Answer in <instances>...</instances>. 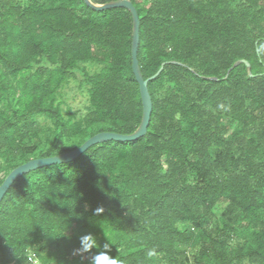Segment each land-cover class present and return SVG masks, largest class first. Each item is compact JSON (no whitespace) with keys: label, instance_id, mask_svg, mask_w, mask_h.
<instances>
[{"label":"trees","instance_id":"obj_1","mask_svg":"<svg viewBox=\"0 0 264 264\" xmlns=\"http://www.w3.org/2000/svg\"><path fill=\"white\" fill-rule=\"evenodd\" d=\"M132 2L144 78L169 62L148 83L147 134L17 178L0 264H264V0ZM132 38L123 7L0 0V185L31 159L138 128ZM74 82L83 116L65 97Z\"/></svg>","mask_w":264,"mask_h":264},{"label":"water","instance_id":"obj_2","mask_svg":"<svg viewBox=\"0 0 264 264\" xmlns=\"http://www.w3.org/2000/svg\"><path fill=\"white\" fill-rule=\"evenodd\" d=\"M85 2L95 10H105L114 7H123L129 10L132 14V18H133L132 69L135 78L139 84L141 98H142V105H143V115L140 125L133 133L130 134H122L113 131H102L90 137L82 145L71 151L54 156L34 158L27 161L24 164L19 165L7 175L3 183L0 185V203L4 198V196L6 195L7 191L14 183V181L20 176L29 173L30 171L48 165L71 162L77 159L90 147L105 141H111V140L135 141L139 138L144 137L148 132V127L150 124L152 110H153V101L148 88V83L149 81L155 79L158 75H160L164 69V66L169 62H164L160 67V69L153 76L149 78H144L138 59V52L140 45V16L132 0H113L106 3H95L92 0H85ZM171 62L177 63L176 61H171ZM240 62L245 63L248 66V68H250V63L248 61L242 59L238 63Z\"/></svg>","mask_w":264,"mask_h":264},{"label":"rangeland","instance_id":"obj_3","mask_svg":"<svg viewBox=\"0 0 264 264\" xmlns=\"http://www.w3.org/2000/svg\"><path fill=\"white\" fill-rule=\"evenodd\" d=\"M76 83L77 82H74L73 85L71 83L65 97L68 99L69 104L74 108V110L79 111L77 114L83 116L86 114L87 106L89 104L88 95L85 90H81ZM100 246L101 248L103 247L102 245Z\"/></svg>","mask_w":264,"mask_h":264},{"label":"clouds","instance_id":"obj_4","mask_svg":"<svg viewBox=\"0 0 264 264\" xmlns=\"http://www.w3.org/2000/svg\"><path fill=\"white\" fill-rule=\"evenodd\" d=\"M105 245H104V247H105ZM31 264H39V261L38 260L37 261H32ZM113 264H123V262L121 260H119L118 258H113Z\"/></svg>","mask_w":264,"mask_h":264}]
</instances>
